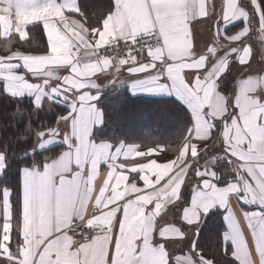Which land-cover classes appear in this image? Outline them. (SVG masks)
<instances>
[{
	"label": "snow or ice",
	"instance_id": "6c2138e0",
	"mask_svg": "<svg viewBox=\"0 0 264 264\" xmlns=\"http://www.w3.org/2000/svg\"><path fill=\"white\" fill-rule=\"evenodd\" d=\"M251 3L257 9L260 39L264 40V8L260 0ZM213 11L211 0H114L107 14L97 17L99 26H92L79 6L66 0H0V38L11 43L18 37L20 43H26L27 26L42 24L47 39L45 54L12 51L0 56L5 90L12 95H32L37 107L42 100L59 99L68 101L71 109L57 121L70 125V133L62 139L67 150L42 165L21 169L18 202L13 201L11 188H0V264H214L197 251L194 241L189 255H177L170 261L166 243L182 240L184 233L175 225L157 226V218L180 199L190 170L199 183L182 220L198 225L213 207L224 208L232 230V258L237 264H256L233 219L230 201L236 198L258 205L257 212L244 217L259 264H264V75L241 76L232 97L222 94L221 78L233 54L242 65L250 61L252 47L244 43L250 31L249 15L240 0H223L215 17ZM66 12L82 19L70 18ZM209 17L215 19L213 43L196 53L191 25ZM238 19L244 20L245 27L225 35L222 26ZM221 38L229 45L243 46H230L220 56ZM121 42L127 48L126 56L100 54L101 48L120 50ZM144 51L146 62L135 54ZM125 65L136 79L132 88L174 92L193 116L173 160L164 164L153 160L131 169L144 173L139 176L144 189L135 182L125 184L128 176L118 171L123 165L116 161L121 156H150L156 149L143 152L128 146L113 151L109 144L91 139L92 127L103 121L92 104L96 95L84 89L98 88L92 79L95 74L112 67L119 72ZM61 67L70 68V74L57 75ZM20 68L41 82H29L18 72ZM52 80L62 82L52 86ZM218 124L224 154L234 158L229 162L237 167L236 179L223 187L216 183L218 174L213 168L193 169L192 163L207 150L198 144H206ZM59 135L54 127L40 131L38 146L44 147ZM102 161L109 171L94 196ZM5 167V155L0 153V173ZM90 204L94 211L88 215ZM149 205L153 207L148 209ZM118 212L122 215L117 230ZM157 232L161 239L154 241ZM77 235L79 240L74 238ZM223 251L228 254L226 246Z\"/></svg>",
	"mask_w": 264,
	"mask_h": 264
},
{
	"label": "crops",
	"instance_id": "0c3cea01",
	"mask_svg": "<svg viewBox=\"0 0 264 264\" xmlns=\"http://www.w3.org/2000/svg\"><path fill=\"white\" fill-rule=\"evenodd\" d=\"M245 4H249V7L246 5H243V2ZM43 2V0H42ZM66 2L70 4H77L81 11L83 8L80 7V1L79 0H66ZM262 4L263 1L261 0ZM114 3V0H108V5H110V8H112ZM212 6H214V11L212 12V16L215 17L216 13H219L222 8L223 0H211ZM261 5L262 8H264V5ZM240 6L244 8L249 15V21H248V27L250 28L248 36L245 38L246 40L244 43H246L248 46L252 47V55L250 58V61L248 64H240L237 62L235 59V54H233V57L230 60V63L228 64V71L224 73V75L221 78V83H220V91L222 92L223 95L226 97H232L236 90H237V84L238 80L241 76L244 75H264V40L260 39V20L259 16L257 14V9L252 5L251 1H246V0H240ZM108 11V10H107ZM107 11L105 13H101V15H106ZM83 12V11H82ZM65 15L69 16L70 18H75V19H82L76 14L73 13H68L66 12ZM86 16V15H85ZM88 21L90 22L94 20V22L97 20V17L94 19H91V17H88ZM89 24V23H88ZM32 26H38L45 39V50L41 52H36L34 50H30L28 46H26L24 43H20L18 41V37H13L11 43L8 41L4 40L3 38H0L2 40V45L0 47V56H7L10 55L12 51H21L26 54H33V55H39V54H45L47 52V39H46V32L43 29L42 24H29L26 28V30L29 32L30 36V28ZM93 26H99V22L95 23ZM191 27L193 28V33H194V45L195 49L194 51L196 53H199L203 50H206L207 46H211L213 43V37L215 35L216 27H215V19H212V17H209V19L204 18L200 21H193ZM243 27H245V22L244 20L238 19L235 21V23H230L227 24V26H222V31L225 33V35H232L235 33H238ZM220 47L218 51V55L224 56L225 51L228 50L230 46H237V47H242V44H234V45H229L228 41L224 40L223 38L220 39ZM23 46V48H22ZM137 59L146 62L147 58V52L144 51V53L141 55L140 53H136ZM16 62V61H13ZM127 65L121 68L119 72L116 71L115 67L110 68L108 71L104 73H97L95 74L92 79L98 84L97 89H84L90 91L92 94L96 95V99L92 101V104L95 106V109L97 110L98 113H101V109L99 106L100 99L107 93H118L120 90H126L130 95L132 96H150V97H157V98H173L176 100L179 104L183 105L191 118V124L193 121V116L192 112L187 105V103L182 100L180 97H178L174 92H169V91H149L143 86H138L137 88H132V84L136 82L135 78H132L130 74L127 72ZM18 72L21 74L25 75V78L31 82V83H39L41 82L39 79L32 77L31 73H28L25 69L20 68L18 69ZM71 72L70 68L67 67H61L57 70V75H59L61 78L63 76L69 75ZM143 75V74H141ZM148 77H144V79H147ZM186 78H188V73L186 71ZM62 81L58 80H52L50 81L52 86H56L57 84L61 83ZM0 88L3 90L7 95L14 99H23L27 98L29 99L33 105L38 108V109H44V110H54L56 107L63 108L66 112L63 114V116H66L70 112V103L68 101H63L59 99H54V100H42V103L39 107H37L34 104V97L28 93H25L23 95H12L9 92L5 90V82L3 80H0ZM81 90V91H84ZM75 91V90H74ZM69 97H72V93H68ZM235 111V109H233ZM58 121V120H57ZM103 121V117H102ZM102 123L99 125H95L91 129V139L96 142V143H107L110 146H112L113 151L115 148H123L127 149L128 146H135L137 147V150L143 151V152H148L149 149H156V151L148 156H143V157H136L135 155L124 158L121 156L117 161V165H123V169H118V171H123V174L128 176V180L125 181V184H131L132 182H135L137 184V187L144 189V184L143 181L139 179V176L144 174V173H139V172H132L131 169L133 167L138 166V164L141 163H149L153 160H155L159 164H164L169 162L170 160H173L175 157L169 159V160H161L158 159L159 155L163 154V147L157 146V147H151L147 149L141 148L137 144H124L122 142L118 144H113L110 141L107 140H96L94 139L93 135L96 130H98L101 127ZM54 128H58L60 131V135L56 137V140L53 142L45 145L44 147L38 146L39 143V137L38 133H35V138L36 142L33 147V151H38V152H44L47 151L53 147H59L58 150L54 154H49V155H44L42 158L41 162L32 164L29 167H23L24 168H30L33 165L39 166L40 164L42 165L45 160H51L53 158H57L62 152L67 150V146L64 144L62 141L63 135L67 132L70 133V125L60 121L59 123L56 122ZM47 132V129L41 130ZM218 132H219V124L214 132L213 136L211 139H209L206 144L205 143H200L198 144V148L204 149L205 147L207 148L206 151L201 153V156H199L196 160H194L193 163V169L195 168H203V167H211L213 168L217 174H218V179L216 180V183L218 186L223 187L227 183L234 181L236 179L237 175V167L234 162L230 163V158L227 155L224 154L223 150V143L222 139L218 137ZM182 145V144H181ZM178 154V153H177ZM109 171V168L107 167L106 162H101L99 164V170H98V175L96 177V180L94 181L95 185V191H94V196L99 194V189L103 186V181L104 179L107 178V172ZM150 175V173H148ZM152 179L154 180L155 177L153 176ZM163 183V181H162ZM199 183V179L195 176L194 170H190L189 173V179L185 181L181 191H180V199L175 201L173 204H170L166 211L161 214L160 217L157 218V226L162 227L165 225H175L177 226L183 233H184V238L181 240L177 238L175 241H170L166 243V247L168 248L169 254L171 251H175V253L178 250H169V246L171 248H176L178 245H182L186 242H189V249L191 250L193 241L195 239L196 232L204 219V216H202L200 223L189 225L185 223L182 220V213L183 211L191 204V200L195 194L196 190V185ZM20 188H21V171H20ZM121 191H123V185L121 186ZM145 191H147L145 189ZM110 195V193H107ZM133 194V197L134 198ZM94 203V200L93 202ZM118 203H123V201H120ZM231 207H232V214H233V219L234 221L240 226V230L244 234L245 240L248 242L249 250L252 252V256L256 264H259V257L255 253V245L251 237V232L248 228V221L245 219L244 214H252L257 212L258 205L256 204H250L246 203L242 200L233 198L231 201ZM153 205H149L148 209H151ZM215 208H218L222 212V219L224 222L225 230L223 233L224 240L226 242H229L231 244V248L233 250V243L231 240V235H232V230L230 225L226 222V210L221 207H213L212 209L209 210V212ZM94 209L93 207L89 206V211L88 215H91L93 213ZM122 213L118 212L117 213V222H116V228L118 230V219L121 217ZM15 239V236H14ZM161 238L157 233H154V241H158ZM13 250H15V245L13 244ZM190 253L187 252L186 254H179L180 256H187Z\"/></svg>",
	"mask_w": 264,
	"mask_h": 264
},
{
	"label": "trees",
	"instance_id": "16d2710c",
	"mask_svg": "<svg viewBox=\"0 0 264 264\" xmlns=\"http://www.w3.org/2000/svg\"><path fill=\"white\" fill-rule=\"evenodd\" d=\"M79 1L83 13L91 19L110 8L108 0ZM243 5L249 7L244 1ZM97 22L98 19L88 21L92 26ZM2 43L0 39V47ZM24 44L36 52L45 50L44 35L38 26L30 28L29 39ZM99 106L103 122L94 132V139L113 144H137L143 149L161 146L163 154L158 157L161 160L177 155L181 139L191 126L187 109L173 98L132 96L126 90H120L105 94ZM65 112L60 107L52 111L38 109L29 99H14L0 88V153L7 159L6 167L0 173V188H11L14 202L20 197L21 169L41 162L44 155L54 154L59 148L33 151L35 133L55 126ZM28 125L33 129H28ZM224 230L221 210L215 208L208 212L195 235L196 249L214 264H237L231 255V244L224 240ZM225 246L228 254L223 251Z\"/></svg>",
	"mask_w": 264,
	"mask_h": 264
},
{
	"label": "built area",
	"instance_id": "2783aa9c",
	"mask_svg": "<svg viewBox=\"0 0 264 264\" xmlns=\"http://www.w3.org/2000/svg\"><path fill=\"white\" fill-rule=\"evenodd\" d=\"M100 54L101 55H108L110 57H124V56L127 55V48L124 46L123 42H121V44H120V50L109 49V48H101L100 49ZM77 231L79 232V230H77ZM74 238L77 239V240H79L80 239V236L77 235Z\"/></svg>",
	"mask_w": 264,
	"mask_h": 264
},
{
	"label": "rangeland",
	"instance_id": "374dc122",
	"mask_svg": "<svg viewBox=\"0 0 264 264\" xmlns=\"http://www.w3.org/2000/svg\"><path fill=\"white\" fill-rule=\"evenodd\" d=\"M246 1H251V0H246ZM263 1V4H262V2H261V0H260V3L262 4V5H264V0H262ZM243 2V1H242ZM49 111H51V110H49ZM19 116H20V114H19ZM28 129H30V130H32L33 128L30 126V125H28ZM35 133V132H34ZM34 135V134H33ZM35 142H36V138H34V144H35ZM6 162H7V159L5 158V164H6ZM169 250H178L176 253H175V251H171V253H170V261H174V257L175 256H177V255H179V254H186L187 252H189L190 253V249H189V242H186L185 243V245L184 244H182V245H178V247H176V248H171L170 246H169Z\"/></svg>",
	"mask_w": 264,
	"mask_h": 264
}]
</instances>
